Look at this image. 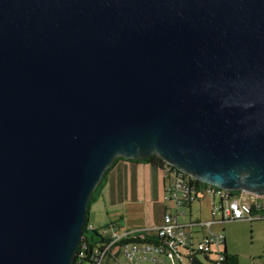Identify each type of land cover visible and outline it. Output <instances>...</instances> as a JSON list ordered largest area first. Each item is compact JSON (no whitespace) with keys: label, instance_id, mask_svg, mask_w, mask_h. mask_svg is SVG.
Returning a JSON list of instances; mask_svg holds the SVG:
<instances>
[{"label":"water","instance_id":"1","mask_svg":"<svg viewBox=\"0 0 264 264\" xmlns=\"http://www.w3.org/2000/svg\"><path fill=\"white\" fill-rule=\"evenodd\" d=\"M151 155L264 195V0H0V264H73Z\"/></svg>","mask_w":264,"mask_h":264},{"label":"built area","instance_id":"2","mask_svg":"<svg viewBox=\"0 0 264 264\" xmlns=\"http://www.w3.org/2000/svg\"><path fill=\"white\" fill-rule=\"evenodd\" d=\"M163 171L166 207L161 225L152 229L132 230L116 223L108 224L99 232L102 237L100 243H88L91 244L89 247L83 243L82 236L73 264H185L186 261L190 264L193 254L198 252L208 258L205 264H220L225 237L222 233L212 232L211 227L225 221L264 219V195L244 191L231 194V191L201 181L196 184L169 164ZM206 194L213 197L211 219L208 221L181 223L170 212L173 203L187 209L183 213L189 215L190 205ZM252 205H255L258 213H252ZM196 226L203 230L205 228L207 233H202V239L193 243L192 229ZM86 227L94 230L89 223ZM152 235L156 237V242L147 241Z\"/></svg>","mask_w":264,"mask_h":264},{"label":"crops","instance_id":"3","mask_svg":"<svg viewBox=\"0 0 264 264\" xmlns=\"http://www.w3.org/2000/svg\"><path fill=\"white\" fill-rule=\"evenodd\" d=\"M165 185L166 179L161 168L146 162L117 161L92 203L96 206L95 210L100 206L99 210H104L105 215L98 217V211H94L95 215L92 214L90 225L94 227L97 224L104 227L116 223L132 230L152 229L161 225L166 207ZM206 199L208 200L205 201ZM212 201L213 197L203 195L190 205L188 216H191L193 206L198 202L196 210L202 209L204 203L206 209L204 218L207 217L210 215ZM90 209L91 205L89 211ZM188 222L191 220L181 223ZM192 234V241L195 243L200 237H195L197 231L195 233L193 229Z\"/></svg>","mask_w":264,"mask_h":264},{"label":"rangeland","instance_id":"4","mask_svg":"<svg viewBox=\"0 0 264 264\" xmlns=\"http://www.w3.org/2000/svg\"><path fill=\"white\" fill-rule=\"evenodd\" d=\"M100 190L95 193V196L98 195ZM207 200L208 199H206L205 201ZM197 203H195L193 206L191 216L181 214L183 213L182 209L185 208L179 207L173 203L170 205V212L173 216L177 218V220L181 222L189 220H191V222H195V220H199V222H205L211 219V217H209L210 215L204 218V216H206V209L204 208V203L202 204V209H199L198 211L196 210L198 205ZM95 209L96 206H94V204H91V209L88 213L87 220L89 224L91 223L92 214L95 215L94 211H98V217H103V215H105L104 210H99L100 206L97 207V210ZM102 228L103 226L97 224L93 227V229L97 230L98 233L101 232ZM193 230L195 231V233L197 231L195 237H200V239H202V233H207L206 229L204 228L203 230L200 226L193 227ZM211 231L214 233H222L224 235L227 252L236 255L239 259L240 264H263L264 219L253 221L249 219L225 221L221 224H214L211 227ZM87 235H89V233ZM213 249H216V247H213ZM199 256L201 257V255ZM211 257H213V255H211ZM185 264H188V261H186Z\"/></svg>","mask_w":264,"mask_h":264},{"label":"trees","instance_id":"5","mask_svg":"<svg viewBox=\"0 0 264 264\" xmlns=\"http://www.w3.org/2000/svg\"><path fill=\"white\" fill-rule=\"evenodd\" d=\"M119 160H125V159H123V158H121V157H117L115 160H114V162H113V164L109 167V168H107V170L105 171V173H104V175H103V178H102V180L100 181V183L97 185V187H96V189H95V191H94V193L92 194V196H91V199H90V201H89V205H88V210H89V207H90V205L94 202V200H95V193L97 192V191H99L100 190V188L103 186V182H104V179H106V177H107V175H108V173H109V171L111 170V168L116 164V162L117 161H119ZM128 161H134V162H146V163H150L151 165H153V166H156V167H159V168H161L162 170L165 168V166H166V164L167 163H165L160 157H158L157 155H151L148 159H146V160H128ZM185 177L187 178V180H189L190 182H194V183H196V184H199V183H201L199 180H197V179H193V178H191L189 175H186L185 174ZM239 192H241V191H231L230 193L231 194H237V193H239ZM252 213L253 214H256V213H258V211L255 209V205H252ZM87 220H88V216H87ZM87 223H88V221L86 222V224H85V227H84V230H83V243H91V242H101V240H102V237L100 236V234L97 232V230H88L87 229ZM89 233V235H87ZM98 240V241H97ZM147 241L148 242H156V237L155 236H149L148 238H147ZM88 246L90 247L91 246V244H88ZM80 249H81V247H80ZM79 249V250H80ZM199 255H201V257L199 256ZM206 260H208V258L206 257V255L205 254H202L201 252H198V253H195V254H193V256H192V260L190 261V264H205V262H206ZM220 264H240V262H239V259H238V257L236 256V255H234V254H230V253H228L227 252V250L225 249L224 250V253H223V259L220 261ZM263 264H264V262H263Z\"/></svg>","mask_w":264,"mask_h":264},{"label":"clouds","instance_id":"6","mask_svg":"<svg viewBox=\"0 0 264 264\" xmlns=\"http://www.w3.org/2000/svg\"><path fill=\"white\" fill-rule=\"evenodd\" d=\"M88 224V223H87Z\"/></svg>","mask_w":264,"mask_h":264}]
</instances>
